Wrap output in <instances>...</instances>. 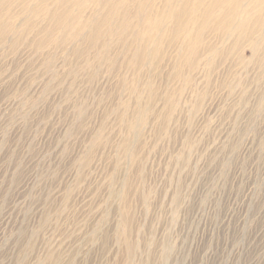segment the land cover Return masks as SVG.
<instances>
[{
    "label": "rangeland",
    "instance_id": "374dc122",
    "mask_svg": "<svg viewBox=\"0 0 264 264\" xmlns=\"http://www.w3.org/2000/svg\"><path fill=\"white\" fill-rule=\"evenodd\" d=\"M104 1L0 0V264H264V2Z\"/></svg>",
    "mask_w": 264,
    "mask_h": 264
},
{
    "label": "bare ground",
    "instance_id": "6f19581e",
    "mask_svg": "<svg viewBox=\"0 0 264 264\" xmlns=\"http://www.w3.org/2000/svg\"><path fill=\"white\" fill-rule=\"evenodd\" d=\"M122 1V6H123V4L126 2V0H121ZM168 2H166L167 3V7H168V12H167V16L169 17V18H172V19H175L177 16H178V14H179V12L180 11H183L184 10V7H182L181 5H175V3H176V0H167ZM224 1V0H223ZM229 1V0H228ZM232 1V0H231ZM241 1V0H240ZM260 2H264V0H259ZM258 1V2H259ZM220 1L218 0L215 4H214V6H217V4L219 3ZM225 2H226V0H225ZM139 3V2H138ZM231 3V2H230ZM242 3V2H241ZM71 4V3H70ZM104 4H105V6L107 7V5H110L111 4V2H110V0H105L104 1ZM241 4L240 3H238V8L240 7L241 8ZM68 7H69V5H68ZM144 7H145V5H144ZM235 7H236V5H235ZM165 8V7H164ZM196 8H198L197 7V3H195V5L193 6V8L190 10V12L189 13H191V12H193V11H195L196 10ZM234 9V8H233ZM165 10V9H164ZM143 11V10H142ZM163 11V10H162ZM184 12V11H183ZM187 12V13H188ZM213 12V11H212ZM163 13V12H162ZM211 12H209V14H210ZM60 14V13H59ZM194 14V13H193ZM237 14H238V12H237ZM195 15V14H194ZM235 15V14H234ZM167 16H166V18H167ZM67 18V14H60V21L61 22H64V20ZM206 18V17H205ZM204 19V18H203ZM246 21V20H245ZM154 23V22H153ZM158 21H157V25H158ZM160 24V23H159ZM162 24V23H161ZM243 24H244V20L243 19H240L236 24H233L232 22L231 23H229V24H227L228 26H229V29H231L232 27H233V29H234V27H236V28H241V26H243ZM65 25H68V26H70V28H71V24L68 22V23H65ZM154 26V28L156 29V27H155V23H154V25H152V27ZM184 27H186V26H184ZM244 27V26H243ZM158 28V27H157ZM228 28V27H227ZM239 28V29H240ZM234 31V30H233ZM183 32H184V30H183ZM187 33V32H186Z\"/></svg>",
    "mask_w": 264,
    "mask_h": 264
}]
</instances>
